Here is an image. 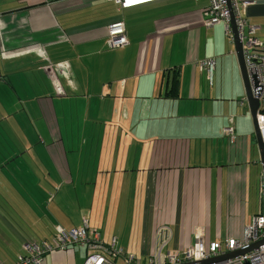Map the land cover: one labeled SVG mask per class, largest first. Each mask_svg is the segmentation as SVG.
Instances as JSON below:
<instances>
[{"label": "crops", "instance_id": "crops-1", "mask_svg": "<svg viewBox=\"0 0 264 264\" xmlns=\"http://www.w3.org/2000/svg\"><path fill=\"white\" fill-rule=\"evenodd\" d=\"M245 1L242 13L264 41V0ZM206 6L0 0V143L11 146L0 159V216L10 224L5 210L19 215L3 232L17 248L83 219L127 253L138 230L144 257L183 250L196 226L207 243L242 235L261 210L260 150L234 43L223 23L203 25ZM115 21L125 24V46L108 45ZM210 57L211 84L197 66ZM228 123L235 143L222 132ZM47 176L58 195L48 210ZM86 254L71 245L46 253L42 264H83Z\"/></svg>", "mask_w": 264, "mask_h": 264}, {"label": "built area", "instance_id": "built-area-1", "mask_svg": "<svg viewBox=\"0 0 264 264\" xmlns=\"http://www.w3.org/2000/svg\"><path fill=\"white\" fill-rule=\"evenodd\" d=\"M112 1L122 9L148 0ZM205 1L207 6L203 12V25L210 27L222 22L225 35L231 42L234 41L231 20L234 21L237 36L242 45L243 60L251 86L254 85L253 76L257 79L253 94L254 97L260 100V106L255 117L264 145V41L256 35L257 26L249 23L242 13V8L247 4V1ZM107 42L110 47H121L128 43L123 21H115L108 26ZM197 66L199 70L205 73L211 84L214 76L215 59L210 57L199 60ZM44 67L51 70L52 64H46ZM244 100H246V97ZM222 132L229 143L237 141V134L232 123L225 125ZM259 189L261 210L252 217L248 225L244 226L240 237H226L224 240L217 239L207 243L204 227L196 226L193 230L194 241L191 245L181 251L169 250L164 254L163 259L161 250H154L149 256L148 264H185L189 262H196L195 264H245L246 262L249 264H264V175L260 178ZM115 243V238L112 239L111 243H105L101 239L99 231L90 228L88 221L83 219L79 227L65 229L57 226L51 240H28L24 242L21 245L22 252L17 255L13 264H42L46 253L62 250L76 244L87 248L83 264H118L119 258L123 260L124 264H138L134 255L125 252L121 247H116ZM253 243L258 244L244 254L222 258L229 252L245 249ZM0 264L6 263L0 261Z\"/></svg>", "mask_w": 264, "mask_h": 264}, {"label": "rangeland", "instance_id": "rangeland-1", "mask_svg": "<svg viewBox=\"0 0 264 264\" xmlns=\"http://www.w3.org/2000/svg\"><path fill=\"white\" fill-rule=\"evenodd\" d=\"M220 23H222V22H220ZM244 111H245V114L248 117H250L249 110H248L246 105L244 107ZM250 120H251V118H250ZM7 141H9L12 144H14V142H15L14 140H7ZM42 144H44V143H42ZM6 145L7 146L1 145V143H0V159L1 160L4 159V154H3V151H2V147H4V148H7V147L10 148L11 147V146H8V143ZM41 169L44 171V174L48 175L47 173L50 171L51 166L46 163V164L42 165ZM44 183L48 184L45 187L48 190H50V192H49L50 195H48V198L46 200V206H47L46 209L48 210V205L50 203L52 205V201L55 199V196L56 197L58 196L57 193L55 192L57 187L54 185V182H52L50 180V178H48V176L46 177V181ZM77 190L80 191L81 188L78 187ZM25 191H26V196L28 195L27 193H29L30 195H33L32 192L30 191V189L28 188L27 184H25ZM38 196L39 195L35 194L34 198H37ZM8 205H9V203H8ZM16 205L19 208V210L21 208H23V205H21V204H17L16 203ZM26 205H27V199H26ZM9 206H11V205H9ZM27 208H29V207L26 206V211H27ZM15 213L16 212H14L11 209L10 210H5V212H4L5 216L9 215L10 224L4 218H2L0 216V261H2L4 263H6V261L10 260L14 256L17 257V255L22 252L21 246L17 248L15 243H13L11 241V239H7L5 237V235L3 234V232L6 229L7 225H9L7 229L10 231V230H13V228H12L13 225H18L19 224V215L15 214ZM28 213H30L29 219H31L32 218V213L31 212H28ZM31 222H32V224H31ZM31 222H29V224H31V226H34V224H36L32 220H31ZM23 232H24L23 234H25L26 237H33L34 236V235H30L29 233H27L28 232V228L27 227L23 229ZM139 244H140V240H139V237H138V230H136V231H134L132 233V239H131V246H132L131 249H133L134 253L133 252L132 253L128 252V253L132 254V255H134L136 257L138 264H141V263L143 264V259L144 258L146 259L145 260L146 264H148L149 263V256H145V257L143 256V254L140 251V245ZM135 251L138 252V255H135ZM163 257H164V254H162V259H163ZM118 264H124V262H123V260L121 258L118 259Z\"/></svg>", "mask_w": 264, "mask_h": 264}, {"label": "water", "instance_id": "water-1", "mask_svg": "<svg viewBox=\"0 0 264 264\" xmlns=\"http://www.w3.org/2000/svg\"><path fill=\"white\" fill-rule=\"evenodd\" d=\"M231 27H232L233 34H234V41H233L234 48H235V52L237 54L240 72H241V76H242L243 83H244L245 97H246V100L248 102L250 114L252 116V121H253V125H254V132H255L256 140H257L259 150H260V161L259 162L261 164L262 173L264 175V145H263V142H262L261 137H260V133H259V129L257 126L256 117H255L256 111L258 110V108L260 106V100L256 97H254V94H253V90L255 89V87L257 85V79L255 76H253L254 85L251 86L250 78H249V75L246 71L244 60H243L242 45H241V42L237 36V32H236V28H235V24H234L233 19L231 20ZM257 244L258 243H253V244L249 245L248 247H246L245 249L229 252V253L225 254L222 258L233 257V256H237L239 254H244L245 252H247V251L251 250L252 248H254L255 246H257ZM195 263L196 262H189V263H185V264H195ZM245 264H249V263L246 262Z\"/></svg>", "mask_w": 264, "mask_h": 264}, {"label": "trees", "instance_id": "trees-1", "mask_svg": "<svg viewBox=\"0 0 264 264\" xmlns=\"http://www.w3.org/2000/svg\"><path fill=\"white\" fill-rule=\"evenodd\" d=\"M170 80V79H169ZM178 83H179V73L175 70L174 74L171 76L170 85L171 87L168 89L167 93L171 96L178 95Z\"/></svg>", "mask_w": 264, "mask_h": 264}]
</instances>
